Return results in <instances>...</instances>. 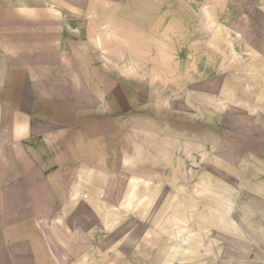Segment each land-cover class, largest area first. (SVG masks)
<instances>
[{
    "label": "crops",
    "instance_id": "obj_1",
    "mask_svg": "<svg viewBox=\"0 0 264 264\" xmlns=\"http://www.w3.org/2000/svg\"><path fill=\"white\" fill-rule=\"evenodd\" d=\"M263 210L264 0H0V264H264Z\"/></svg>",
    "mask_w": 264,
    "mask_h": 264
},
{
    "label": "bare ground",
    "instance_id": "obj_2",
    "mask_svg": "<svg viewBox=\"0 0 264 264\" xmlns=\"http://www.w3.org/2000/svg\"><path fill=\"white\" fill-rule=\"evenodd\" d=\"M264 211V210H263ZM264 213V212H263ZM246 217H247V214H246ZM246 219V218H245ZM251 218H249L248 220H250ZM247 221H245V223H246ZM254 222V221H253ZM243 223H244V221H243ZM252 223V222H251ZM259 224V223H258ZM260 225V224H259ZM248 226V225H247ZM251 226V225H250ZM249 226V227H250ZM257 226V225H256ZM244 228V227H243ZM247 228V227H246ZM260 228V227H259ZM254 232V231H253ZM258 232V231H257ZM247 233V232H246ZM251 233V232H250ZM259 233V232H258ZM249 234V233H248ZM250 235V234H249ZM258 235V234H257ZM251 237H252V235H251ZM262 238V237H261ZM260 238V239H261ZM257 239H258V237H257ZM256 240V239H255ZM264 240V239H263ZM257 241V240H256ZM258 241H259V239H258ZM262 241V240H261ZM256 245V244H255ZM258 245V244H257Z\"/></svg>",
    "mask_w": 264,
    "mask_h": 264
},
{
    "label": "rangeland",
    "instance_id": "obj_3",
    "mask_svg": "<svg viewBox=\"0 0 264 264\" xmlns=\"http://www.w3.org/2000/svg\"><path fill=\"white\" fill-rule=\"evenodd\" d=\"M131 223H132V222L130 221V222H129V225H131Z\"/></svg>",
    "mask_w": 264,
    "mask_h": 264
}]
</instances>
